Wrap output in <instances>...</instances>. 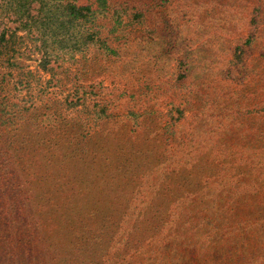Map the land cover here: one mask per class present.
I'll return each mask as SVG.
<instances>
[{
	"label": "rangeland",
	"instance_id": "rangeland-1",
	"mask_svg": "<svg viewBox=\"0 0 264 264\" xmlns=\"http://www.w3.org/2000/svg\"><path fill=\"white\" fill-rule=\"evenodd\" d=\"M118 1L123 4L124 22L103 19L111 29L105 30V36L112 50L91 46L60 60L57 68V61L53 62V80L38 65L39 54L23 31L10 39L8 47L0 40V100L9 106L0 104V114L9 119L0 123V167L8 163L28 167L24 176H47L56 182L46 181L43 190L52 193L63 192L68 182L77 187L87 180L85 187L90 185L94 194H106L105 188L96 187L107 180L111 195L130 199L135 222L147 219L153 209L164 210L154 204L162 196L183 199L197 192L201 196L197 199L204 193L213 199L196 214L204 218L205 211L212 210L224 212L223 219L233 217L232 210L220 211L226 205L218 199L221 186L244 180L241 186L248 190L255 184L257 194L264 195V0L230 2L232 11L228 9L224 16L223 0ZM151 1L153 8L145 5ZM165 8L168 23L164 24L160 14ZM136 10L143 12L144 20L158 19L159 32L150 34L143 22L132 21ZM13 26L9 19L0 20V33L3 27ZM241 43L244 52L237 56L236 45ZM78 87L81 96L76 100ZM25 100H33L34 105L23 107L21 115L8 116ZM100 107L105 111L96 113ZM196 149L209 153L211 162L198 160L202 154ZM6 172L14 176L11 170ZM239 172L243 177L237 176ZM200 183L206 185L199 189ZM104 217L110 222L107 214ZM245 217L250 221V211ZM88 223L76 227L75 236L68 240L74 259L65 258L63 264H86V259L89 264L98 260L161 264L165 252L161 242L172 231L166 227L159 234L155 228L141 233L128 226L119 236L102 220H97V226ZM151 226L152 222L142 232ZM236 230L237 242L261 249L253 229ZM202 232L192 226L184 233L190 242L202 237ZM4 241L5 236L0 238V264H32L23 250L17 254L12 245L4 250ZM195 243L199 250L211 253L205 243ZM261 254L264 249L258 257ZM195 262H200L196 253L182 250L181 264ZM218 264L251 263L232 259ZM258 264H264V256Z\"/></svg>",
	"mask_w": 264,
	"mask_h": 264
},
{
	"label": "trees",
	"instance_id": "trees-1",
	"mask_svg": "<svg viewBox=\"0 0 264 264\" xmlns=\"http://www.w3.org/2000/svg\"><path fill=\"white\" fill-rule=\"evenodd\" d=\"M153 1L145 5L152 7L155 4ZM235 1L237 0H223L221 6L225 11L222 16L228 12V9L232 11L230 4ZM122 5V2L118 0H87L84 2L79 0H0V20L6 18L14 22L13 27L2 28L0 40L8 47L11 44L10 39L20 37L18 32L23 31L29 38L34 51L39 54L38 65L43 70L50 72L53 80L56 73L53 62L57 61L58 64L55 67L57 68L61 63L60 60L65 57L72 58L91 46L102 50H112V46L109 45L107 36H105V30L111 29L110 26L107 27L103 23V19L113 18L116 24H122L124 22L122 14L125 12ZM181 7L178 8L180 12ZM166 9L163 14H160V19L164 24L168 23V19H165ZM184 15L186 17V13ZM153 17L149 21L144 20L143 12L136 10L131 20H140L144 23L142 24L144 31L153 34L158 33L160 29L158 19L152 20ZM229 22L225 21L230 27H237L236 24L231 25ZM123 35L126 36V32ZM124 40L126 39L120 40V42ZM245 40L248 44L251 43L249 37ZM131 43L133 42L131 41ZM244 48L242 43L236 45L237 56H240L242 51L244 52ZM52 80L48 79L49 84ZM79 89V87L76 89V100H79L81 96ZM26 101L22 106H16L18 109H13L17 112H11V115L7 113L8 116L21 115L23 107L27 109V106L34 105L33 100L29 103ZM15 102L14 105H20ZM0 104H3L5 109L9 107L6 100H0ZM103 111L105 109L100 107L96 113ZM0 115L4 118L0 117V123L8 122V117H4L2 113ZM1 152L0 149V158L2 157ZM196 152L202 154L198 160L203 163L208 160L211 162L213 159L208 152H206L208 154H203V151H197V149ZM4 165L5 167H0V238L4 239L5 236L3 249L6 250L12 245L17 254L23 250L22 254L32 264H63L62 261L65 258L74 259L73 253L68 250V240L72 235L75 236L76 227L85 222L97 226V220H102L104 226L117 230L119 236L127 232L126 228L129 230L128 226L135 228L134 230L138 229L141 233H149L148 230L155 228V234H159L163 228L171 227L172 231L167 234L166 238L165 236L160 237L161 241L165 238L161 242L163 247L160 246L162 252L165 251L160 260L161 264H181L180 255L184 249L196 253L200 261L187 264H218L230 262L232 259H242V263L246 260L251 264H258V261L264 256L261 254L258 257L259 250L264 249V195L257 194L255 184L248 188V190H254L253 192L241 186L245 182L244 180L237 181L234 183L235 186H231L232 183H227V186L223 185L219 188L222 195L218 199L223 205L226 204L220 211L225 208L232 210L234 214L228 219H223L224 216H221V213L224 212L219 214L212 210H206L204 218L200 216L201 214H196L198 213L197 209L207 206V203L213 199L207 193H204L201 200L197 199L201 197L197 192L193 195L186 194L183 199L180 196L175 198H163L162 196L154 204L155 207L156 205L163 206L164 210L153 209L152 215H146L147 219L135 222L130 212L133 211L130 208L132 205L130 199L117 194L111 195L107 180H101V186L96 187L101 190L105 188L106 194H94L90 185L85 187L89 184L87 180L84 181L85 184L77 187H73V183L68 182L67 186H63L64 189L62 187L63 192L52 193L43 190L46 181L50 184L56 182L51 178L24 176L28 167H15L8 163ZM59 167V170L63 171V167ZM8 170H11L14 176L9 177L6 172ZM95 170L93 168V171ZM236 174L243 177V172ZM89 181L92 184L93 180ZM202 184L200 183L197 187L200 189L206 185V183ZM88 189L91 190L87 191ZM34 190L38 192H34ZM81 190L88 194L81 193ZM138 203H144V200L138 199ZM227 206L232 208L229 209ZM248 211H250L251 222L245 219V214ZM106 214L111 219L110 222L105 219ZM215 214L219 215L213 218L212 216ZM92 216H95L96 220L91 221ZM150 220L152 226L142 232V228L151 224ZM208 225L216 229L212 230V227H208ZM192 226H198V229L204 230L205 234L202 232V237H195L189 242L188 236L184 232ZM245 226H249V231L251 229L255 231L253 236L256 240H261V249L249 248L245 243L235 240L236 229ZM105 230H108L107 233L110 232V228ZM105 230L103 229V232ZM191 234L192 231L188 232V235ZM205 237L209 238V241H206ZM249 240L251 241V236ZM199 241L207 245L214 258L209 257L211 253L207 249L200 248L199 250L195 243ZM79 255L81 258L85 256L82 247H79ZM206 256L208 257L206 258ZM102 262L98 260L94 264H102ZM72 264H77V262L74 261ZM86 264H89L88 259H86Z\"/></svg>",
	"mask_w": 264,
	"mask_h": 264
}]
</instances>
